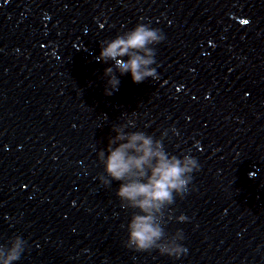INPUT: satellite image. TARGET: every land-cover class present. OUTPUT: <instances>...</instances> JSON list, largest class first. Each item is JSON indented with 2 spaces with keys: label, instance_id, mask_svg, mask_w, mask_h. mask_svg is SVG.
<instances>
[{
  "label": "water",
  "instance_id": "1",
  "mask_svg": "<svg viewBox=\"0 0 264 264\" xmlns=\"http://www.w3.org/2000/svg\"><path fill=\"white\" fill-rule=\"evenodd\" d=\"M138 23L165 36L158 78L117 71L106 95L101 43ZM129 119L201 166L166 209L179 259L126 246L133 210L99 178ZM16 236L15 264H264V0H0V245Z\"/></svg>",
  "mask_w": 264,
  "mask_h": 264
},
{
  "label": "clouds",
  "instance_id": "2",
  "mask_svg": "<svg viewBox=\"0 0 264 264\" xmlns=\"http://www.w3.org/2000/svg\"><path fill=\"white\" fill-rule=\"evenodd\" d=\"M165 39L163 32L150 24L138 23L133 29L101 43V52L96 60L112 66L105 69L106 95L119 90L120 79L116 75L131 73L133 82L141 83L151 77L158 78L155 45ZM127 57L125 60L124 58ZM136 128L134 120L112 127L116 133L108 140L106 148L98 153L105 174L99 178L105 185L119 182L117 196L125 209H132L127 224L126 246L138 252L158 250L161 255L179 259L188 249L181 243L182 230L174 235L165 232L166 209L175 203L177 196L189 191L193 173L200 170L197 158L190 154L180 156L169 153L164 144L167 132L160 138ZM171 219V217H169ZM179 222L188 217L181 214ZM26 241L16 236L10 246L0 245V264H15L25 251Z\"/></svg>",
  "mask_w": 264,
  "mask_h": 264
},
{
  "label": "snow or ice",
  "instance_id": "3",
  "mask_svg": "<svg viewBox=\"0 0 264 264\" xmlns=\"http://www.w3.org/2000/svg\"><path fill=\"white\" fill-rule=\"evenodd\" d=\"M244 23H247V21H244Z\"/></svg>",
  "mask_w": 264,
  "mask_h": 264
}]
</instances>
